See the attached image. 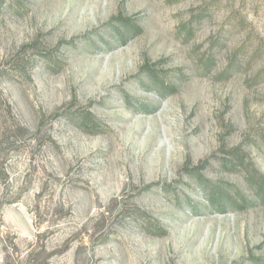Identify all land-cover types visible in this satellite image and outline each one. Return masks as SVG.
Segmentation results:
<instances>
[{
  "label": "rangeland",
  "instance_id": "374dc122",
  "mask_svg": "<svg viewBox=\"0 0 264 264\" xmlns=\"http://www.w3.org/2000/svg\"><path fill=\"white\" fill-rule=\"evenodd\" d=\"M262 177L264 0H0V264H264Z\"/></svg>",
  "mask_w": 264,
  "mask_h": 264
},
{
  "label": "trees",
  "instance_id": "16d2710c",
  "mask_svg": "<svg viewBox=\"0 0 264 264\" xmlns=\"http://www.w3.org/2000/svg\"><path fill=\"white\" fill-rule=\"evenodd\" d=\"M83 119L88 120L87 117L82 116V120H83ZM261 179L263 180V182L260 180L259 183H261V184H262L261 186H263L262 188H264V179H263V177H262ZM263 196H264V195H263ZM263 201H264V200H263Z\"/></svg>",
  "mask_w": 264,
  "mask_h": 264
}]
</instances>
